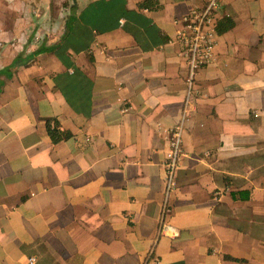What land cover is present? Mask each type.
<instances>
[{"label":"crops","instance_id":"crops-1","mask_svg":"<svg viewBox=\"0 0 264 264\" xmlns=\"http://www.w3.org/2000/svg\"><path fill=\"white\" fill-rule=\"evenodd\" d=\"M140 1L0 0V264H264V0H220L190 92L204 0Z\"/></svg>","mask_w":264,"mask_h":264},{"label":"built area","instance_id":"built-area-1","mask_svg":"<svg viewBox=\"0 0 264 264\" xmlns=\"http://www.w3.org/2000/svg\"><path fill=\"white\" fill-rule=\"evenodd\" d=\"M220 0H204L203 4L190 8L182 17L176 38L181 43L180 52L187 62V88L190 92L196 70L210 62L214 54L217 31L215 28ZM184 125L180 118L167 131L164 159V193L176 185L175 170L182 154V135Z\"/></svg>","mask_w":264,"mask_h":264},{"label":"trees","instance_id":"trees-1","mask_svg":"<svg viewBox=\"0 0 264 264\" xmlns=\"http://www.w3.org/2000/svg\"><path fill=\"white\" fill-rule=\"evenodd\" d=\"M152 2H155V4H157L156 0H142L139 2V5L140 6H150ZM232 25H233V20L229 16H222L216 20L215 28H216L217 33H221L225 31L226 29H229ZM50 121H51L50 119H47L46 127L53 141H58L70 135L69 131L62 130L58 128L56 125H52Z\"/></svg>","mask_w":264,"mask_h":264}]
</instances>
